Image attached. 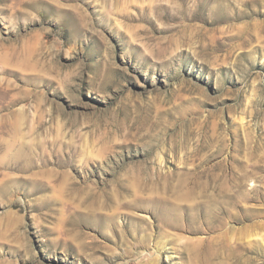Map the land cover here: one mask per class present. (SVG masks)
Instances as JSON below:
<instances>
[{"label": "rangeland", "instance_id": "374dc122", "mask_svg": "<svg viewBox=\"0 0 264 264\" xmlns=\"http://www.w3.org/2000/svg\"><path fill=\"white\" fill-rule=\"evenodd\" d=\"M0 264H264V0H0Z\"/></svg>", "mask_w": 264, "mask_h": 264}]
</instances>
